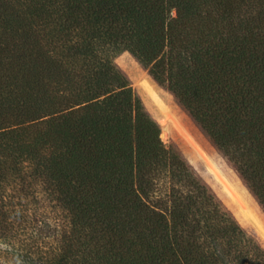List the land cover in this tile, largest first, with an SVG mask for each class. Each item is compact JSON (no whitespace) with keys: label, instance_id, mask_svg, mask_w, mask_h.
Wrapping results in <instances>:
<instances>
[{"label":"trees","instance_id":"16d2710c","mask_svg":"<svg viewBox=\"0 0 264 264\" xmlns=\"http://www.w3.org/2000/svg\"><path fill=\"white\" fill-rule=\"evenodd\" d=\"M124 51L264 210V0H0V264H264Z\"/></svg>","mask_w":264,"mask_h":264},{"label":"rangeland","instance_id":"374dc122","mask_svg":"<svg viewBox=\"0 0 264 264\" xmlns=\"http://www.w3.org/2000/svg\"><path fill=\"white\" fill-rule=\"evenodd\" d=\"M115 62L129 78L147 110L159 122L163 140L168 144L175 143L181 148L184 155L234 212L248 234L264 249V227H262L264 226V210L237 170L213 146L192 117L178 104L174 95L159 85L129 51L120 53L115 58ZM168 115L176 121L178 126L161 125L162 120ZM185 134L213 158L225 184H222L209 171L207 164L198 157Z\"/></svg>","mask_w":264,"mask_h":264},{"label":"bare ground","instance_id":"6f19581e","mask_svg":"<svg viewBox=\"0 0 264 264\" xmlns=\"http://www.w3.org/2000/svg\"><path fill=\"white\" fill-rule=\"evenodd\" d=\"M149 92V91H148ZM155 94V93H154ZM150 96V95H149ZM159 98V97H158ZM160 99V98H159ZM158 101V100H157ZM159 103V102H158ZM160 104V103H159ZM158 104V105H159ZM160 107H161V104H160ZM168 121L171 123V124H174V125H177L176 121L170 117L168 115L167 117ZM178 126V125H177ZM180 128V127H179ZM185 136L187 137V139L189 140L191 146L193 147L194 151L199 155V157L207 164L209 170L213 173V175L222 183V184H225L222 176H221V173L217 167V165L215 164V162L202 150V148L196 143L194 142L191 138H189L186 134ZM228 186V185H227ZM226 187V186H225ZM232 197H234L233 195H230ZM259 222V221H258ZM257 222V223H258ZM262 227H264L262 225Z\"/></svg>","mask_w":264,"mask_h":264}]
</instances>
